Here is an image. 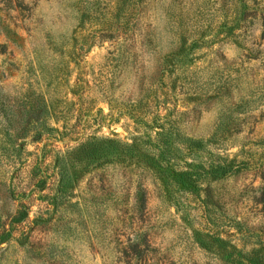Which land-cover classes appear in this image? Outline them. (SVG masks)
<instances>
[{"label": "rangeland", "instance_id": "obj_1", "mask_svg": "<svg viewBox=\"0 0 264 264\" xmlns=\"http://www.w3.org/2000/svg\"><path fill=\"white\" fill-rule=\"evenodd\" d=\"M0 264H264V0H0Z\"/></svg>", "mask_w": 264, "mask_h": 264}]
</instances>
